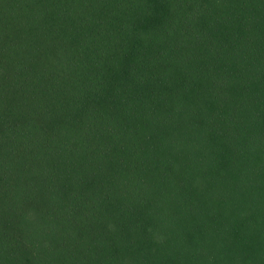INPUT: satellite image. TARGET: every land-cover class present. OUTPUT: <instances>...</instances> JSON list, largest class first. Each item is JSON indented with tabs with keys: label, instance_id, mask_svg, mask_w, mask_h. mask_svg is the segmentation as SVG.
<instances>
[{
	"label": "trees",
	"instance_id": "obj_1",
	"mask_svg": "<svg viewBox=\"0 0 264 264\" xmlns=\"http://www.w3.org/2000/svg\"><path fill=\"white\" fill-rule=\"evenodd\" d=\"M0 264H264V0H0Z\"/></svg>",
	"mask_w": 264,
	"mask_h": 264
}]
</instances>
